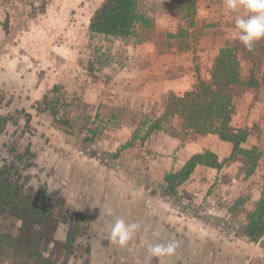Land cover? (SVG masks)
<instances>
[{
	"label": "rangeland",
	"instance_id": "374dc122",
	"mask_svg": "<svg viewBox=\"0 0 264 264\" xmlns=\"http://www.w3.org/2000/svg\"><path fill=\"white\" fill-rule=\"evenodd\" d=\"M101 2L0 0V117L8 118L0 166L27 176L40 201H62L68 217L89 216L79 256L50 246L51 256L57 264H264V238L243 233L264 187V86L233 98L231 123L248 131L242 148H257L254 169L211 133L204 149L225 160L221 168L197 165L175 194L154 169L170 136L179 141L177 169L199 152L202 136L176 117L160 118L166 96L209 81L217 49L228 44L239 46L243 78L250 69L260 75L264 38L250 53L224 28L231 18L215 11L217 0H137L146 22L130 35L95 33L89 21ZM117 216L140 224L124 246L110 237ZM69 223L58 225L55 239L64 240ZM20 224L0 215L6 232L17 235ZM169 239L178 243L174 254L150 258L147 244Z\"/></svg>",
	"mask_w": 264,
	"mask_h": 264
},
{
	"label": "trees",
	"instance_id": "16d2710c",
	"mask_svg": "<svg viewBox=\"0 0 264 264\" xmlns=\"http://www.w3.org/2000/svg\"><path fill=\"white\" fill-rule=\"evenodd\" d=\"M143 21L146 19L137 11V0H102L90 17L89 29L95 33L126 37L132 33L136 23ZM238 49L237 44L218 48L211 64L209 81L199 79L182 95L169 93L160 118L176 117L183 129L198 135L216 134L221 140L231 143L230 157L243 155L251 159L254 169L257 148H242L241 143L245 142L248 131L231 123L233 98L241 89L256 91L264 86V68L260 75L250 69L248 76L243 78ZM259 51L264 54V46H260ZM51 111L54 115L55 112ZM7 121V117H0V132ZM224 163L225 160H219L210 149L195 152L179 169L164 174L166 189L175 194L177 185L184 183L197 165L219 169ZM27 183V176L21 175L16 168L14 170V166H0V215L11 214L21 221L17 235L0 228V264H57L51 256L50 246L57 254L65 252L67 256H79L76 240L90 237L89 216L77 211L68 217L62 201H40L32 195V186ZM68 221L64 240L55 239L58 225ZM243 233L251 240L264 238V187ZM88 251L86 247L85 253ZM65 263L66 259L62 261Z\"/></svg>",
	"mask_w": 264,
	"mask_h": 264
},
{
	"label": "clouds",
	"instance_id": "9594fccd",
	"mask_svg": "<svg viewBox=\"0 0 264 264\" xmlns=\"http://www.w3.org/2000/svg\"><path fill=\"white\" fill-rule=\"evenodd\" d=\"M224 3L229 10L235 11L243 7L251 13L247 16H236L234 23L240 42L245 48L252 51L256 42L264 38V0H224ZM108 227L112 241L124 246L139 230L140 224L127 222L124 218L117 216ZM177 247L178 243L173 239L166 242H149L147 252L150 254V258L170 256L174 254Z\"/></svg>",
	"mask_w": 264,
	"mask_h": 264
},
{
	"label": "crops",
	"instance_id": "0c3cea01",
	"mask_svg": "<svg viewBox=\"0 0 264 264\" xmlns=\"http://www.w3.org/2000/svg\"><path fill=\"white\" fill-rule=\"evenodd\" d=\"M219 1L221 4L218 7H215V11L218 12L219 10L221 11V13H224V16L226 18H228V16H230L231 20L227 23H224V28H230L232 29L230 32H234L236 34H238V30L235 28V24L234 23V17L238 16L240 14V16H247L250 15L251 13L248 12L247 9L240 7L235 11L229 10L226 8L224 0H217ZM232 24V25H231ZM178 139L175 137L170 136L167 140V149L166 151L168 152V155H161L160 157L164 159L163 162H160V160H155V163L157 166H154V169L156 170V172L160 171L162 173V175H164L165 172H168L170 170H172L174 167V165H176L174 162V156L176 155L177 151H176V147H177V143H178ZM210 146H208L205 142V136H198L195 141H194V148L197 151H202V149L204 148H208ZM191 152H195L191 151ZM225 155L222 154L219 157H223ZM183 164V163H182ZM180 167V166H178ZM174 169H177V167H174Z\"/></svg>",
	"mask_w": 264,
	"mask_h": 264
}]
</instances>
